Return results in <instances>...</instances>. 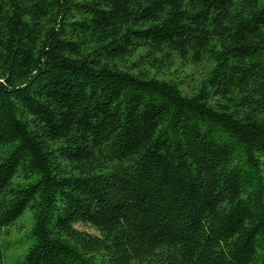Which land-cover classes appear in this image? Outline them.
I'll list each match as a JSON object with an SVG mask.
<instances>
[{"label":"trees","instance_id":"16d2710c","mask_svg":"<svg viewBox=\"0 0 264 264\" xmlns=\"http://www.w3.org/2000/svg\"><path fill=\"white\" fill-rule=\"evenodd\" d=\"M27 207L12 264H264V0H0V258Z\"/></svg>","mask_w":264,"mask_h":264},{"label":"rangeland","instance_id":"374dc122","mask_svg":"<svg viewBox=\"0 0 264 264\" xmlns=\"http://www.w3.org/2000/svg\"><path fill=\"white\" fill-rule=\"evenodd\" d=\"M131 60L133 59L126 62L123 67H128ZM211 65L212 61L208 58L199 63H189L176 58L174 65L171 67L165 65L151 66L147 64L141 69H146L149 74L159 78L181 81L183 93L189 95L195 92ZM131 70L137 73L139 67H133ZM14 180H16V178ZM33 223L34 212L31 207H27L24 213L19 216L13 224L6 227L5 233L1 236L3 256L0 258V264H12L15 258L24 252L26 246L32 241L29 234ZM76 226L90 233L99 234V231L91 225L77 223Z\"/></svg>","mask_w":264,"mask_h":264}]
</instances>
